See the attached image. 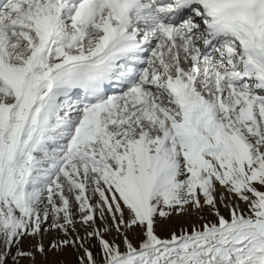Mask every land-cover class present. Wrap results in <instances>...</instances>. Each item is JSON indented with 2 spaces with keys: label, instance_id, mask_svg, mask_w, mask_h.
Segmentation results:
<instances>
[{
  "label": "snow or ice",
  "instance_id": "obj_1",
  "mask_svg": "<svg viewBox=\"0 0 264 264\" xmlns=\"http://www.w3.org/2000/svg\"><path fill=\"white\" fill-rule=\"evenodd\" d=\"M0 264H264V0H0Z\"/></svg>",
  "mask_w": 264,
  "mask_h": 264
}]
</instances>
